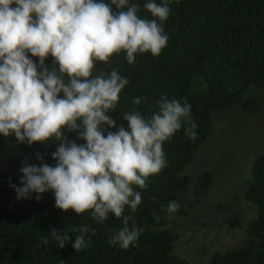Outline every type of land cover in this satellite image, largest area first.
<instances>
[{
    "label": "clouds",
    "instance_id": "9594fccd",
    "mask_svg": "<svg viewBox=\"0 0 264 264\" xmlns=\"http://www.w3.org/2000/svg\"><path fill=\"white\" fill-rule=\"evenodd\" d=\"M169 4L147 0L144 8L152 17L147 19L130 0H0V135L28 145L59 142L54 166L25 162L21 186L12 185L17 198L36 193L40 200L52 192L58 209L90 213L101 224L114 214L122 227L108 242L122 250L144 231L125 215L126 206L135 213L142 202L135 189H146L167 166L164 143L182 128L195 140L197 124L186 99L181 103L164 95L150 117L139 110L121 112L127 127L110 131L117 123L108 113L117 110L129 80L116 69L94 73L98 63L121 53L130 65L137 54L159 56L168 41L163 24ZM49 56L51 67L45 63ZM140 103V97L133 99L134 105ZM74 131L85 143L69 140L66 133ZM179 207L172 201L167 211ZM89 231L85 224L67 231L53 228L50 235L63 249L71 233H78L72 246L79 252L89 246ZM41 242L49 241L41 237Z\"/></svg>",
    "mask_w": 264,
    "mask_h": 264
},
{
    "label": "trees",
    "instance_id": "16d2710c",
    "mask_svg": "<svg viewBox=\"0 0 264 264\" xmlns=\"http://www.w3.org/2000/svg\"><path fill=\"white\" fill-rule=\"evenodd\" d=\"M146 2L130 0L140 6L141 18L151 19L144 8ZM169 7L170 15L163 24L168 41L159 56L137 54L130 65L121 53L107 64L98 63L94 73L116 69L129 80L117 110L108 113L117 123L110 131L127 127L121 112L139 110L145 118L150 117L158 111L156 101L164 95L181 103L186 99L197 124L195 140L182 128L164 143L167 166L147 181L146 189H135L142 196L135 213L126 206L125 215H132L144 229L138 242L127 250L111 246L109 238L122 227V220L114 214L101 224L90 213L79 216L74 211L64 212L55 206L52 192L44 193L40 200L36 193L30 199H18L12 185L21 186L22 174L6 177L0 173V264H187L174 251L176 233L167 226L166 211L170 202L189 189L192 178L183 170L207 140L213 126L212 112L234 105L247 111L259 108L255 98L243 94L250 85L264 87V0H170ZM31 58L39 63L38 58ZM45 63L51 67L53 59L49 56ZM136 97L141 98L139 105L133 104ZM66 134L77 144L85 143L75 131ZM58 146L55 141L21 144L15 136L0 135V159L25 165L43 157L54 166L52 153ZM212 178L210 169L196 176V197L205 193ZM243 197L255 209L244 227V240L214 250L205 261L193 264H264V150L253 158ZM153 212L159 216L158 222ZM227 221L237 226L239 216H229ZM85 224L90 228L86 237L89 246L79 252L72 246L78 233H71L63 249L50 235L53 228L67 231ZM41 237L49 242L43 244Z\"/></svg>",
    "mask_w": 264,
    "mask_h": 264
},
{
    "label": "rangeland",
    "instance_id": "374dc122",
    "mask_svg": "<svg viewBox=\"0 0 264 264\" xmlns=\"http://www.w3.org/2000/svg\"><path fill=\"white\" fill-rule=\"evenodd\" d=\"M243 96L255 98L259 108L247 111L234 105L212 112L211 132L183 170L192 178L189 189L176 201L180 207L175 213L166 211L167 226L176 233L174 251L187 264L240 244L247 221L255 215L243 194L251 179L253 158L264 150V87L250 85ZM43 163L39 159L31 165ZM24 166L0 159V173L6 177L22 174ZM205 169L213 172V178L205 193L196 197L193 182ZM234 214L239 216L237 226L227 221Z\"/></svg>",
    "mask_w": 264,
    "mask_h": 264
}]
</instances>
